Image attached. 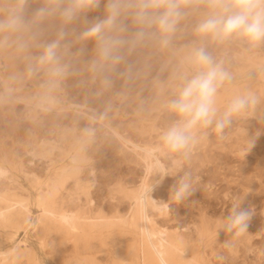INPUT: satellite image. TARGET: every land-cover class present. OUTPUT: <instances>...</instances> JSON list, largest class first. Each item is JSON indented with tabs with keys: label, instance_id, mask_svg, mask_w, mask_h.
<instances>
[{
	"label": "rangeland",
	"instance_id": "374dc122",
	"mask_svg": "<svg viewBox=\"0 0 264 264\" xmlns=\"http://www.w3.org/2000/svg\"><path fill=\"white\" fill-rule=\"evenodd\" d=\"M42 3L43 0H28L22 5L25 17L30 19L31 13ZM20 6L21 0H0V18ZM96 15V12L89 13V19ZM195 20L193 16L186 22L188 33L177 41L178 49L184 43L198 39L191 33ZM48 38H53L51 33ZM205 44L213 56L224 62L233 77L218 92L219 112L222 113L234 97L249 92L257 97V103L234 115L222 133H217L214 125L201 129L196 133V143L186 155L167 151L161 141L163 130L175 119L164 105L175 91L171 73L173 66L180 61L179 50L145 49L131 57L140 60L142 70L141 77L131 85L116 79L111 89L104 90L98 80L93 82L91 73L81 64V76L68 77L62 88L50 93L40 84L45 80L42 73H27L26 53L14 48L9 51L0 49V70L9 76L12 84L19 83L16 85L18 90L22 88L20 92L34 98L53 94L57 100L55 109L36 107L35 112L23 101L1 100L0 153L11 155L16 164L21 163L18 165L21 170L17 172H22V168L32 169L44 178L47 166L60 165L66 159L61 157L65 150L63 140L66 137L76 139L87 155V160L81 163L79 175L84 178L83 184L86 183L91 196L100 198L110 187L112 195L120 196L114 200L115 206L125 212L130 198L124 197L120 186L129 191L144 177L150 184L159 181L153 193L166 200L168 207L165 213L155 216L158 224L171 229L177 227L194 235L195 252L211 264H234L224 256L243 255L247 240L242 238L250 235L248 242L256 253H248L247 263L264 264V43L252 46L244 40L232 39L223 44L211 41H205ZM85 46L88 54L84 59H90L94 44L86 41ZM38 52V48L31 50L32 55ZM80 80L86 83L80 85ZM36 84L38 86H34ZM3 90L0 84V96L4 95ZM105 121L127 139L155 147L154 153L166 168L165 173L156 168L147 173L142 152H133L130 145L124 146ZM44 149L52 152L54 162L51 163L50 156L40 154ZM186 175L193 191L177 202L173 198L174 189ZM70 180L68 187L73 188L75 179ZM237 203L251 213L248 229L244 236L238 237V242L237 238L229 241V235L235 233L221 228V223ZM31 206L32 212L20 226L0 229V249L13 237L23 240L24 255L17 264H136L128 258L132 247L138 243L134 232L115 228L105 232L103 240L93 237L90 241L96 246L91 248H96L94 256L88 253L78 256L72 249L65 251L67 243L60 229L42 227L37 205ZM107 212L111 215L115 210L112 207ZM197 231L201 233L199 238ZM112 250L116 251L109 258L107 253ZM119 252L124 256V262L118 259Z\"/></svg>",
	"mask_w": 264,
	"mask_h": 264
},
{
	"label": "clouds",
	"instance_id": "9594fccd",
	"mask_svg": "<svg viewBox=\"0 0 264 264\" xmlns=\"http://www.w3.org/2000/svg\"><path fill=\"white\" fill-rule=\"evenodd\" d=\"M27 2L21 0L20 7L0 18V49L26 53L27 73H42V87L48 91L60 88L68 77L81 76V64L104 90L111 89L116 79L131 85L142 75L140 60L131 57L145 49L181 52L171 73L175 91L164 105L175 117L161 134L169 152L186 155L201 129L214 125V130L222 133L234 115L257 103V97L249 92L234 97L219 112L218 92L233 77L224 62L209 52L205 41L264 43V0H43L30 19L22 6ZM92 12L98 15L89 19ZM193 16L191 33L198 39L178 49L177 41L185 38L186 22ZM49 33L53 38H48ZM86 41L94 44L90 59H84ZM32 48L40 49L39 54L32 55ZM152 190L148 186L143 194ZM192 191L186 175L174 189L173 198L180 202ZM250 218L249 210L237 203L221 228L243 235Z\"/></svg>",
	"mask_w": 264,
	"mask_h": 264
},
{
	"label": "bare ground",
	"instance_id": "6f19581e",
	"mask_svg": "<svg viewBox=\"0 0 264 264\" xmlns=\"http://www.w3.org/2000/svg\"><path fill=\"white\" fill-rule=\"evenodd\" d=\"M10 64L9 62V66ZM0 84L4 89V95L0 96V101L4 99L13 102L16 100L23 101L31 111H34L36 107L51 109L57 105L56 95L46 94L34 98L28 93L20 92L19 90L22 88L18 90L19 87L16 85L19 83L12 84L9 76L1 70ZM40 84L42 85V83ZM105 122L108 123V121ZM109 126L114 134L119 136L124 146L130 145L133 152H142L141 158L146 163L147 173L153 168L158 169L162 174L165 173L166 168L154 153L155 147L140 145L121 135L116 127L110 124ZM63 142L65 150L61 152V157H66V159H61L63 162L61 161L60 165L47 166L44 178L32 169L25 170L22 168V172H17V170H21L18 166L21 163L16 164V162H13V158L11 159V155L0 153V229L20 226L32 212L31 205L36 204L40 211L38 220L42 227L44 229H60L64 233L65 242L67 243L65 251L72 249L75 255L80 256L82 253H88L94 256L96 248L91 250V248L94 249L95 245L90 239H93V237L97 239V236L102 238L105 232L109 233L116 228L132 231L135 239H138L137 245L132 247L128 255V258L134 260L136 264H211L205 260V257L204 259L199 253L195 252L194 240L196 237L194 235L190 232H182L177 227L171 229L156 222L155 216L165 213L168 204L166 200L157 197L153 190L147 195L143 193L148 186H152L154 189L159 181L150 184L144 177L137 187L129 191L120 186V191L124 193V197L130 198L127 210L121 212L119 206H115L116 203H114V200L119 199L120 196L116 198L112 195L113 190L110 187H108L106 194L100 198L90 195L86 183L83 184L84 178L79 175L81 163L87 160L86 152L76 139H67L66 137ZM72 148H74V151H71ZM40 152L45 157L50 156L51 163L54 162L50 150L45 151L44 149ZM144 176H147V174ZM72 178L75 179V184L73 188H69L68 182ZM112 207L115 213L110 215L107 210ZM197 233L196 236L199 238L201 233L198 231ZM229 236V241H239L238 237L240 236H235V234ZM250 238V235H245L242 238L243 241L247 240L246 243H248L244 242L246 246L243 255L228 254L224 258L228 257L234 264H248V253H256L249 244ZM23 244V240H18L16 237H13L10 242H4L2 249H0V264L20 263L24 255ZM115 251L108 252L107 256L109 258L113 257ZM117 254L119 255L120 252ZM118 257L122 260L121 262L125 261L124 256L122 257L121 254ZM251 264H255L254 261Z\"/></svg>",
	"mask_w": 264,
	"mask_h": 264
}]
</instances>
